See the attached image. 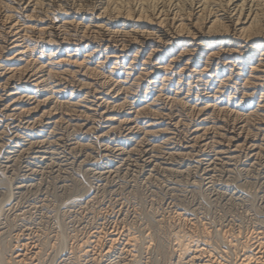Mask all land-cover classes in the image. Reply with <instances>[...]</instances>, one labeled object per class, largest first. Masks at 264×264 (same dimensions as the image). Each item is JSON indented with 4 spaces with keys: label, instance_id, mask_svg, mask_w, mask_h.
<instances>
[{
    "label": "bare ground",
    "instance_id": "obj_1",
    "mask_svg": "<svg viewBox=\"0 0 264 264\" xmlns=\"http://www.w3.org/2000/svg\"><path fill=\"white\" fill-rule=\"evenodd\" d=\"M63 125L83 135L97 133L98 139L121 135L127 146L117 154H138L147 171L161 164L163 155L187 160L203 149L214 150L205 170L242 151L253 160L264 155V0H0V142L10 154L27 132L34 139L28 146L58 144ZM184 129L183 140L173 141L176 135H170ZM181 213L160 220L155 236L139 234H145L144 247H152L154 237L162 246L167 237L170 243L162 247L179 263L264 264L263 231L242 236L225 230L223 251L238 259L224 263L212 229ZM127 227L119 237L112 231L107 241L102 230L94 231V240L84 239L80 251L84 257L94 251L110 257L117 250L130 256L143 238ZM4 238L0 264H37L44 256L30 233ZM90 246L96 250H87Z\"/></svg>",
    "mask_w": 264,
    "mask_h": 264
},
{
    "label": "rangeland",
    "instance_id": "obj_2",
    "mask_svg": "<svg viewBox=\"0 0 264 264\" xmlns=\"http://www.w3.org/2000/svg\"><path fill=\"white\" fill-rule=\"evenodd\" d=\"M184 122L186 124L190 123L189 120H184ZM186 128L187 126H185V129ZM185 129L183 131L175 130V134L170 135L171 137L176 135L173 141L180 143L186 133L187 129ZM57 133H59L57 136L62 138L61 141H58V144L57 142L49 144L45 139L44 146L38 144V147H32L26 144L29 140H34L32 139V134L27 132L25 141L23 139L21 145L13 150L11 154L7 146L4 148L0 142V172H3L0 174V200L3 201L6 197L10 201V203H8L6 199L3 202L0 201V207H3V209L2 207L0 208V211L3 213L2 215L0 212V233L2 232L3 235H5L6 240L8 239L7 241H10V238L18 233H30V235L35 238L34 240H39L38 242H40L42 244L41 247H43L42 253H44V256L41 254L37 264H42L43 262V264H126L127 262V264H165L166 262V264H183L179 263L174 256H170L171 254L167 253L169 251L167 247H162L170 243L167 237H165L167 241L164 240L163 243H165L162 246H159V242H157L154 237L156 241L153 240L152 247H148L150 249L144 247L145 243L143 242L145 234H152L153 231L158 232L157 229L159 228L157 226H159L160 220V222L169 221V219L174 220V218L178 216L176 213L180 214L181 212H183L181 213L182 216L192 220L194 219L195 221L198 220L197 222L201 223L200 225H206L205 227L209 228V230L212 229L210 233H212L214 247H216L218 251L222 249L219 252L223 254V257L221 255L219 261H223L224 263L236 261L238 259L236 255H233L234 252L232 251L225 255L224 251L227 248L221 241L224 232L231 231L233 233L236 232V234L240 232L241 234L243 233L242 236H246L253 230L264 232V155L255 157L253 160L246 151H242L244 153H239L240 157L238 156L232 159L233 161L229 158H223L225 162L227 161L230 163L217 160L213 163L217 166L214 167L212 164V166L209 167L212 171H209V168L207 170L204 169V162L206 163V159L214 157L212 156L214 150L205 149L204 151L203 149L205 154L202 150L200 153L199 150H197L200 155L195 151L191 157L189 156L190 158L187 157V160L186 157H175L171 160L172 157L163 155V159H160L161 162L159 161L161 164L152 171H147L148 168L144 166V162L138 154L126 156L117 154L127 146L126 142L120 138L121 135L116 134L105 139H98L96 137L97 133L83 135L78 133L77 129H73L66 125L61 126ZM117 136H119L118 138L121 142ZM47 138L49 141L53 139ZM68 144L76 146L78 144V146H75L76 149L71 150ZM85 144L88 145L84 146ZM39 147H41L40 150H38ZM21 148H24V150ZM42 150L43 152H39ZM166 150L167 149L163 150V154ZM210 151L211 154H208ZM202 154L204 156H202ZM125 157L129 158L131 161ZM135 157H137L136 161L138 164L135 161ZM169 158L170 161L168 160ZM162 161L163 163L166 161L164 165ZM140 163H142L141 167ZM179 165H181V167ZM59 169L61 170L59 171ZM19 185L20 187H18ZM7 192L10 193L8 194ZM87 195L90 196H88L90 199L94 198L90 203L85 202L86 199L87 201L89 200ZM172 211H175V214ZM127 225L129 227H127ZM122 227L130 228L132 231L134 230L137 235L142 232L145 233L146 231L145 234H142L144 236L139 235L141 239L143 238L142 240L140 239V244L142 243L141 245L143 246L139 244L140 246L137 247L138 249L136 248V250L132 252L133 255H125L124 257L120 255L119 250H117L110 255V257H102L97 254L93 255L94 252H97L94 251L96 250L95 248L90 246L87 250L90 249V252L94 251L90 253L93 257L91 255L87 257L83 256V252L80 251V245H82L84 239L85 241L91 238L93 239V234H97L96 232L99 233V231L101 232L102 230L101 234L103 233L102 236H104L102 238L104 240L106 237L107 241L112 231L114 232L113 234H116L118 237L121 236V231L124 229ZM118 229L121 233L118 232ZM61 231L63 232L61 233ZM155 232L152 235L155 236ZM2 233L0 236L3 239ZM217 233H219V235ZM120 242H122V239L119 240L120 246L118 249L122 247ZM44 243L46 245H44ZM160 247L166 250L164 251L162 248L160 249ZM74 249L77 251H74ZM76 252L78 258L81 259L82 257V260L76 257ZM9 253L10 252H8L7 255ZM94 257L98 258V262L93 260ZM122 257L125 259L123 258L121 261L120 259ZM127 258L128 260H126Z\"/></svg>",
    "mask_w": 264,
    "mask_h": 264
}]
</instances>
